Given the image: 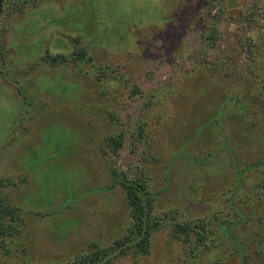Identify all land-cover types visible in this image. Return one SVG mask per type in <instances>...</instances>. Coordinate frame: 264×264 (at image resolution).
Instances as JSON below:
<instances>
[{"label":"rangeland","instance_id":"374dc122","mask_svg":"<svg viewBox=\"0 0 264 264\" xmlns=\"http://www.w3.org/2000/svg\"><path fill=\"white\" fill-rule=\"evenodd\" d=\"M217 17L224 70L201 64L197 52ZM0 28V178L22 217L0 264H58L92 240L107 244L127 211L110 167L143 158L159 210L237 219L224 200L237 183L232 156L240 169L264 157V0H30L7 9ZM98 30L105 37L93 39ZM76 45H87L92 64L41 59ZM142 121L147 140L134 142ZM120 131L123 145L112 152L106 137ZM263 178L246 169L241 193ZM238 205L264 214V196ZM254 219L231 237L216 232L217 246L194 255L166 226L136 264H241L239 240L248 242L247 264H264V222Z\"/></svg>","mask_w":264,"mask_h":264},{"label":"trees","instance_id":"16d2710c","mask_svg":"<svg viewBox=\"0 0 264 264\" xmlns=\"http://www.w3.org/2000/svg\"><path fill=\"white\" fill-rule=\"evenodd\" d=\"M25 3H30V0H0V20L7 9L20 7ZM219 10L221 12H226L229 8H226L225 4H222ZM220 21V17L209 21L207 30L202 36V41L197 52L201 64H205L214 69L224 70L228 68L230 62L227 59V54L224 52L225 49L220 48L222 39L219 30ZM99 32L101 31L98 30V33ZM101 34L103 33H99L94 38L93 35L89 33L93 39H97V36ZM101 36H103V38L105 37L104 34ZM2 39L0 28V48L3 47ZM73 39L77 41L76 38ZM251 46H255V44ZM41 59L49 61L51 65L71 62L80 67V63L82 62H88L89 64L93 63V57L87 45H76L70 53L52 54L48 50H45V54L41 56ZM146 124V121H142L136 125L132 131L134 142L140 139L147 140L148 135L146 133L147 130H145ZM123 136V131H120L118 134L106 137L107 144L112 152H116L123 145ZM225 146L228 147L226 144ZM212 155L213 154L206 155L201 163ZM146 159L147 158H143L140 166L136 165L126 170L116 165L110 167L112 182L114 185L121 186L127 204V211L123 218L124 223L114 228L111 240L107 244H101L98 240H92L88 249L76 252L69 258L63 259L64 261L62 263L59 261L58 264H111L115 259L124 256L134 258L135 260L132 264H136L137 259L150 253L152 236L154 233L166 226L169 227L172 238L179 240L184 248L187 249L186 251L194 255L196 252L208 248L211 245L217 246L214 235L216 232H220L221 234L229 233L231 237L232 232L235 230L234 228L238 224L246 223L249 218H255L260 222H264V214L259 215L257 211L254 210V206H252L250 214L238 208L239 201L248 202L252 194L256 199L263 198L264 178L256 183L254 189L252 188L244 194L240 191V183L243 173L248 168H255L264 173V157L253 161L244 169H240L237 164V159L234 155L232 156V164L235 169L237 183L235 187L229 190V193H225L224 200L234 209L235 216H237L235 220L229 218L227 215L221 217L219 214L213 215L214 218L207 216L206 213L193 216L188 214L187 210L185 211L183 208L177 206H173L169 209L161 208V210H159L157 191L153 190L151 182L152 177L149 169L146 167ZM7 183V179L0 178V253L4 255L12 251V241L14 240L12 237L15 233L20 235L22 226L18 225V221L22 220L18 211L19 207L10 204L6 197L2 195V190ZM236 197L238 198L237 201H235ZM214 219L220 220L217 226L212 224ZM67 222L68 224L63 225V227L67 228V226L72 223V221ZM259 226L264 227V225ZM59 230L62 231L60 228ZM57 238L61 240L62 235ZM237 245L240 248L237 249V251H240L239 254L242 258L241 264H247V257L249 256L247 247L248 242L239 240ZM22 249L25 250V247ZM21 264L37 263L25 259L21 261Z\"/></svg>","mask_w":264,"mask_h":264}]
</instances>
